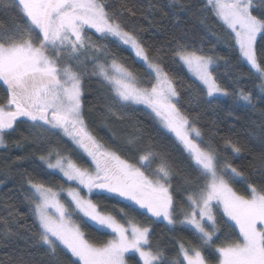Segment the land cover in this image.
<instances>
[{"label":"snow or ice","instance_id":"1","mask_svg":"<svg viewBox=\"0 0 264 264\" xmlns=\"http://www.w3.org/2000/svg\"><path fill=\"white\" fill-rule=\"evenodd\" d=\"M167 7L164 16L175 17L177 27L182 16L201 28L211 21L223 36L205 49L203 37L197 44L181 28L160 46L146 44L136 21L155 22L152 0L140 16L135 4L114 7V0H0V149L31 140L43 153L39 174H58L69 185L19 173L31 224L9 210L0 217V242L23 229L20 238L37 251L15 264H129L130 257L138 258L134 264H264V135L262 151L244 169L234 161L251 148L233 137L231 125L214 144L216 121L206 133L195 111L230 101L259 112L264 131V108H257L264 104V0H169ZM219 43L227 56L216 52ZM110 45L128 51L140 71L129 70ZM222 64L233 71L222 73ZM177 66L192 77L183 92ZM85 77L98 79L101 115L131 129L126 136L108 125L107 140L94 134L84 114ZM138 113L180 147L182 166L145 137ZM22 126L30 134L12 140ZM54 136L70 147L53 143ZM156 223H164L167 242L154 235Z\"/></svg>","mask_w":264,"mask_h":264},{"label":"trees","instance_id":"2","mask_svg":"<svg viewBox=\"0 0 264 264\" xmlns=\"http://www.w3.org/2000/svg\"><path fill=\"white\" fill-rule=\"evenodd\" d=\"M121 2L135 4L138 9L137 14L140 16L141 13L139 10L146 8L149 0H114V7H119ZM152 3L158 8L157 13L151 18L155 22L149 23L144 19H138L136 21V27L145 30L142 34V38L146 44H155L156 46H160L161 43L170 41L173 35H181V28L189 29V36L191 38H195L197 44L201 43L200 37H203V46L205 49H207L212 43L216 42L217 36H223L222 29L211 21L208 26L201 28L194 20L186 21V18L182 16L180 17V25L177 27L175 17L164 16V13L169 11V8L167 7L169 0H152ZM89 34L91 35V33ZM92 39L97 40V36L92 35ZM99 42L105 43V41ZM110 48L117 56L124 58L122 62L129 68V70L140 71L139 64L133 61V56L130 55L128 51L117 49L114 45H110ZM216 52L222 56L228 55L227 48L224 43H219L217 45ZM220 70L222 73H229L233 71L223 64L221 65ZM172 72L177 78L178 87H180L183 92L184 87L191 82L192 77L189 73H187L186 69L179 66L174 67ZM221 80L225 85L229 83L227 75H222ZM82 82H84L82 86H86L83 88L84 114L86 119L92 121L90 128L93 129L94 134L96 133L98 138H104V140H107L111 135L108 128L105 127V125H108L117 132L118 136H126L131 129L121 131L122 126L118 122H114L111 118L105 120L101 115L103 109L99 104H97V97L102 94L103 88L98 79L95 77H85ZM242 83H244V81H242ZM248 86H251L250 82H248ZM186 97L187 93L184 94L182 99L186 101ZM93 106H95L94 110L90 111ZM257 108H264V104H258ZM195 111L203 113L201 124L206 133L209 132L212 121H216L220 131L219 135L213 140L214 144L223 143L220 137L229 134V125H231V134L233 137L239 139L242 143H246L248 147L251 148V153H244L239 159L234 161L235 165L242 166L244 169L248 168V166L253 163V156L262 151L259 137L264 135V131H262L259 127L261 121L259 112L252 113L249 109L238 108L231 104L230 101H225L215 111L210 108H206V106H201L200 108L195 109ZM228 113H231V115L229 116ZM135 119L141 121L145 129L146 138L148 136L154 137V143L157 146V150H163L169 153L175 165L177 167L182 166L183 157L181 155L180 147L174 143L171 138L158 133L148 117L138 113L135 116ZM93 124L95 127H93ZM20 133L28 136L30 134V130L22 126L18 129L17 133L13 134L11 139H20ZM207 140L208 135H205V141ZM52 141L53 143L59 144V146L65 150L70 147V145H66L63 141H60L58 137H52ZM29 153H32L30 159L24 160L12 166L11 169L8 168V165H10L16 157L26 156ZM42 154V151H40L38 147L31 142V140L25 142L20 148L11 147L9 149H0V181H2V183H0V217H6L9 210L14 209L21 224H31V219L28 216V205L27 202L24 201L21 194V185L24 184V180L21 178V175L19 174L20 172L31 173L36 179L50 182L56 187L62 183L65 187H68V184L65 183L62 177L58 174L51 177L39 174L40 168L43 166L40 165L38 157ZM182 183V174L178 171L174 172L173 184L179 186ZM240 187V185H237V188ZM177 199H179V197H177ZM9 206H11V208ZM153 227L154 235L163 237L165 242H167V229L165 228L164 223H156ZM26 234L27 233L21 229L19 237H14L6 242H0V264H15L17 258L26 251H31L34 254L36 253L37 250L28 249L25 241L20 238ZM178 234L183 237H188L186 232H180ZM89 238L106 240L108 237L100 233H91ZM168 254L171 255V252ZM129 259L132 264H134V261L137 258L130 257Z\"/></svg>","mask_w":264,"mask_h":264},{"label":"rangeland","instance_id":"3","mask_svg":"<svg viewBox=\"0 0 264 264\" xmlns=\"http://www.w3.org/2000/svg\"><path fill=\"white\" fill-rule=\"evenodd\" d=\"M90 67V69H91V65L89 66ZM82 84H84V82H82ZM86 87V86H85ZM84 87V85H83V88H85ZM96 134V133H95ZM97 135V134H96ZM69 186V185H68ZM72 186H75V185H72ZM136 258V257H135ZM138 259V258H137ZM129 264H132V262L130 261V259H129Z\"/></svg>","mask_w":264,"mask_h":264}]
</instances>
